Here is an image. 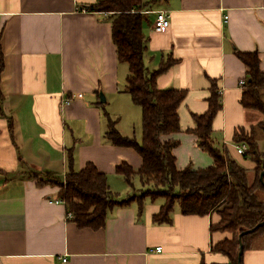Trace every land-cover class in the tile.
I'll return each mask as SVG.
<instances>
[{
  "label": "crops",
  "instance_id": "0c3cea01",
  "mask_svg": "<svg viewBox=\"0 0 264 264\" xmlns=\"http://www.w3.org/2000/svg\"><path fill=\"white\" fill-rule=\"evenodd\" d=\"M96 1L0 0V264L226 263L212 248L232 234L211 232L219 221L215 211L196 216L175 206L170 224H158L152 216L163 199L146 197L140 212L135 200L114 206L97 230L68 217L58 191L69 149L74 169L96 165L118 200L140 186L131 188L116 173L121 162L137 171L140 155L104 135L112 119L121 135L141 140L142 120L126 91L128 65L117 60L112 14L76 10ZM163 10L170 24L157 32L154 14ZM142 16L146 68L170 62L156 75V87L186 90L177 111L180 131L161 137L176 142L177 169L213 163L190 132L192 115L208 109L212 84L221 103L213 143L227 146L236 160V130L250 133L262 119L239 102L246 72L236 54L257 51L264 74V0H154ZM158 245L161 252L154 251ZM242 262L264 264V234Z\"/></svg>",
  "mask_w": 264,
  "mask_h": 264
},
{
  "label": "trees",
  "instance_id": "16d2710c",
  "mask_svg": "<svg viewBox=\"0 0 264 264\" xmlns=\"http://www.w3.org/2000/svg\"><path fill=\"white\" fill-rule=\"evenodd\" d=\"M153 1L97 0L86 7L88 11L112 14L111 33L117 60L128 65L126 91L131 102L141 109L140 141L135 136L121 135L116 128L117 121L112 119L108 120V130L104 133L113 145L132 148L140 155L141 165L137 171L126 162L116 166V173L131 188H134L133 180L137 177L140 180L139 189L125 199L118 200L109 190L106 175L96 165L88 162L80 170L74 169V155L69 149L68 170L64 181L59 182L58 195L68 217L79 228L93 230L104 227L108 212L116 205L124 206L135 200L140 212L146 197L153 201L156 198L163 199L159 211L152 216V221L158 224H170L175 205L179 206L182 214L204 216L215 211L219 221L210 226L211 232H229L232 237L215 243L212 248L224 254L227 262L212 264H238L239 234L264 220V182L260 180V172L264 171V150L260 149L255 135V129H258L264 138V101L260 96L264 74L259 68L260 60L257 51H237L236 54L244 63L246 72L239 102L245 109L255 110L262 116L250 133L241 127L234 135L237 145H247L242 156L253 163V177L247 175L248 170L232 158L227 146L219 147L213 143L212 122L221 109L214 84L207 99V111L192 115L195 128L190 130L197 135L198 147L210 155L213 163L197 170L190 167L177 169L172 155V147L176 142H164L161 137L180 131L177 111L186 90L156 87L155 77L165 70L169 61L151 71L144 64L146 46L142 32V10ZM9 124L12 128L10 121ZM139 190L140 194L137 193ZM263 234L264 224L256 231L243 235V253ZM242 258L243 254L241 264Z\"/></svg>",
  "mask_w": 264,
  "mask_h": 264
},
{
  "label": "built area",
  "instance_id": "2783aa9c",
  "mask_svg": "<svg viewBox=\"0 0 264 264\" xmlns=\"http://www.w3.org/2000/svg\"><path fill=\"white\" fill-rule=\"evenodd\" d=\"M76 10H80L82 12H87V8L86 7H79L76 6ZM154 24H153V29L157 32H163L170 24V18L171 16L169 15V12L166 10L163 11H156L154 14ZM225 19H227V16H225ZM245 82V79H241L239 80V84L243 85ZM219 93V92H218ZM237 152L241 155L245 152L247 145H245L244 143H241L240 145H237ZM154 251H158L161 252L162 251V247L160 245L156 246L154 248ZM63 261H65V259H63Z\"/></svg>",
  "mask_w": 264,
  "mask_h": 264
},
{
  "label": "rangeland",
  "instance_id": "374dc122",
  "mask_svg": "<svg viewBox=\"0 0 264 264\" xmlns=\"http://www.w3.org/2000/svg\"><path fill=\"white\" fill-rule=\"evenodd\" d=\"M262 100L264 101V98H262ZM137 107V106H136ZM257 131H256V133H255V135H256V139H257V144L259 145V147H260V149H262V150H264V138H262L263 140H261V137H263L262 136V134L260 133V130H258V129H256ZM137 136V135H136ZM138 137H140V135L138 136ZM137 137V138H138ZM136 138V137H135ZM139 141H140V139H138ZM237 152V151H236ZM239 155V153H237V156ZM233 159L235 160V158L233 157ZM236 161L240 164V165H242L243 167H245L248 171H247V175H249L250 176V169L253 167V163L251 162V160H248V159H244L243 157H242V155H240V156H238V157H236ZM252 166V167H251ZM134 184H137V185H135V187L136 186H139L140 185V181H139V179H136L135 180V183ZM146 186H144V188H145ZM141 190H144V189H141ZM141 190H139L137 193H139L140 194V192H141ZM177 208H178V206L177 205H175Z\"/></svg>",
  "mask_w": 264,
  "mask_h": 264
},
{
  "label": "water",
  "instance_id": "95a60500",
  "mask_svg": "<svg viewBox=\"0 0 264 264\" xmlns=\"http://www.w3.org/2000/svg\"><path fill=\"white\" fill-rule=\"evenodd\" d=\"M263 176H264V171H261V172H260V180H261L262 182H264V180H263ZM263 224H264V220L258 222V223H257L254 227H252V228L244 229V230L239 234V236H238L239 251H238V254H237V263H238V264H241V263H240V260H241V256H242V254H243V249H244V248H243V242H242L243 235L248 234V233H250V232H254V231H256V230L258 229V227L262 226Z\"/></svg>",
  "mask_w": 264,
  "mask_h": 264
}]
</instances>
